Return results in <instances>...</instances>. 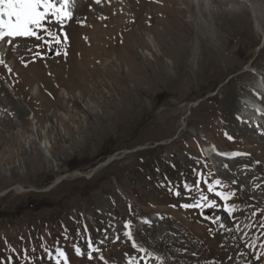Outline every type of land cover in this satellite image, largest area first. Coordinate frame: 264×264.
<instances>
[{"label": "rangeland", "instance_id": "1", "mask_svg": "<svg viewBox=\"0 0 264 264\" xmlns=\"http://www.w3.org/2000/svg\"><path fill=\"white\" fill-rule=\"evenodd\" d=\"M80 1L52 35L0 42V98L3 89L26 109L17 117L0 102V264H54L57 247L67 264H224L216 257L230 233L209 255L216 223L206 217L224 214L219 190L237 191L227 202L237 208L246 199L226 164L250 176V189L241 183L249 213L239 218L255 211L264 223V145L218 115L223 84L250 88L262 77L264 25L252 10L264 17V0H210V12L203 0ZM212 145L247 155L206 156ZM201 194L217 207L180 206ZM236 219L239 238L247 223ZM239 245L251 252L253 241Z\"/></svg>", "mask_w": 264, "mask_h": 264}, {"label": "bare ground", "instance_id": "2", "mask_svg": "<svg viewBox=\"0 0 264 264\" xmlns=\"http://www.w3.org/2000/svg\"><path fill=\"white\" fill-rule=\"evenodd\" d=\"M75 1H79L80 0H74ZM83 1V0H82ZM204 1V5H205V11L210 12V5L208 4L210 2V0H203ZM222 1V0H220ZM233 1V0H232ZM195 3L199 4V0H194ZM243 2H245V0H240L239 4L243 6ZM262 9V8H261ZM252 10V9H251ZM256 15V19L259 21V24L261 27H263L264 25V17L263 15L259 14L256 12V9L252 10ZM263 11V10H262ZM199 12V11H198ZM200 13V12H199ZM210 17L213 19L214 16L218 15V13L216 12H211L210 13ZM201 16V15H200ZM105 19V18H104ZM260 19V20H259ZM107 20V19H106ZM215 20V19H214ZM59 33V31H58ZM218 36V35H217ZM216 36V37H217ZM20 39V38H18ZM264 40V38H263ZM230 43V42H229ZM229 48V47H228ZM232 48V47H231ZM24 50H26V45L23 47ZM227 49V48H226ZM20 50V49H19ZM234 50V49H233ZM0 53H1V49H0ZM3 54V53H2ZM1 54V55H2ZM251 64V63H250ZM258 72V71H257ZM249 74V73H248ZM243 75V74H242ZM238 79V78H237ZM262 80L264 82V75L262 76ZM222 87V100H221V109L218 113V115L221 118V125L223 126H229L231 127L233 130H240L242 129V132L249 137L250 140H253V142L256 143H261L264 145V122H262V124H257L255 126L249 124V121L247 120V118L244 116L243 113H241V108L245 105V102H242L240 100L237 99V94H246V93H251V90L254 89L253 86H251L250 88L248 87H236L235 85V81L234 78L233 80H230L229 82L223 84ZM1 93L3 94L2 97L0 98V102L1 103H5V104H12L14 105V113L16 114L17 117H21L26 111V109H23L19 104H17L16 102H14L12 99H10L8 96H6L3 93V89L1 90ZM259 98L257 97V99H259L261 102L264 103V97L260 96V93L258 94ZM251 96V95H250ZM252 98V97H251ZM219 104V103H218ZM260 106H264V104L259 103ZM3 107H6V105H2ZM218 107V106H217ZM216 108V107H215ZM33 113V111H31ZM247 116H250L252 118V112L250 110L247 111V113L245 114ZM257 115L255 114V117ZM254 117V116H253ZM253 120V118H252ZM8 126V125H7ZM255 134V135H254ZM254 137V138H253ZM261 146V145H260ZM246 151V150H245ZM260 151V150H259ZM206 156L212 157V156H218V158L220 159H227L226 162H229L230 160L234 161V150L232 149H226V150H221L218 148V146L216 145H212V146H208L205 147V151H204ZM259 160H264V158H258ZM241 160V158H236L235 161ZM262 163V162H261ZM227 167L225 168L226 172L228 175H235L237 176V179H239L238 181V185L242 188V191L246 194V199H241L238 201L239 206L242 208L241 211H243L244 214L249 213V208H248V203L252 200V198L250 197V193L249 191H245L244 190V186H241V183L243 184L245 181L248 184V188H249V184H250V176L249 174L245 175V176H240L239 171H232L231 166H228V164H226ZM233 165V164H232ZM259 168H262V166H259ZM236 169V168H235ZM241 169V167L239 168ZM237 170V169H236ZM245 171V169H243ZM263 170H264V166H263ZM242 172V171H241ZM236 179V178H235ZM257 184L258 187L261 190L264 191V183H262L260 181V179L258 178L257 180ZM233 185V184H232ZM235 185V184H234ZM250 189V188H249ZM237 192V191H236ZM261 202L260 200H258L259 203ZM251 207V206H250ZM220 208V207H219ZM196 209V208H195ZM258 209V208H254ZM258 211V210H257ZM218 212H220V210H218ZM255 212V211H253ZM209 213V212H208ZM221 213V212H220ZM205 215V214H204ZM242 215V214H241ZM251 215V214H250ZM222 218V222H224L226 224V228L229 231V241L226 243H232V245L230 246L229 249H227V253H224V250H222V248H220L221 252L219 253V256L216 257L217 261H221L223 260L224 264H256L255 262V255L252 252H248L246 250H244L243 248L240 247L239 245V240L240 243L242 244L243 240L246 241H253L255 240L260 233L263 236L264 239V227L261 224H252L251 226L245 225L244 226V230L242 231V233L244 231H246L248 228H250V230H247V232L244 234L245 238H242L241 234L239 236V238H236L231 232L234 233V225L229 221V219L227 218V216L225 215V213L222 215H219ZM245 216V215H244ZM255 218V217H254ZM240 218L238 217L235 220V224H237V222H240ZM248 226V227H247ZM198 227V226H197ZM260 228V230H259ZM220 229V222L216 223V228H215V237L212 238L211 240V247H213L212 251H209L208 254L209 255H213L215 254V247L219 245L220 243V236L223 233ZM236 232V231H235ZM252 233V234H251ZM227 235V234H226ZM206 236V235H205ZM224 239V238H223ZM226 239V238H225ZM239 239V240H238ZM263 239H260L257 243H261L264 242ZM157 240V238L155 239ZM225 244V245H226ZM221 245V244H220ZM237 248V249H236ZM226 249V248H225ZM156 250V249H155ZM168 252H171L170 249H168ZM142 253V252H141ZM218 253V252H217ZM104 254V253H102ZM108 254V253H107ZM204 254V253H203ZM136 255V254H135ZM134 253H129L127 256V260L128 261H133V257H135ZM165 255V254H164ZM137 256V255H136ZM205 256V255H204ZM243 257V261L242 262H238L236 260V258L238 257ZM111 257V256H110ZM137 258V257H136ZM170 257L166 256V259H169ZM204 258V257H203ZM206 258V257H205ZM116 259V258H115ZM207 259V258H206ZM171 260V259H170ZM138 261V260H137ZM169 261V260H168ZM90 262V261H89ZM195 262V260H194ZM210 261H208L207 263L209 264ZM113 263V262H112ZM111 263V264H112ZM200 262L197 261L196 264H199ZM211 263V262H210ZM89 264V263H88ZM130 264V263H129ZM142 264V263H141ZM259 264V263H258Z\"/></svg>", "mask_w": 264, "mask_h": 264}, {"label": "snow or ice", "instance_id": "3", "mask_svg": "<svg viewBox=\"0 0 264 264\" xmlns=\"http://www.w3.org/2000/svg\"><path fill=\"white\" fill-rule=\"evenodd\" d=\"M99 0H97V3ZM74 0H0V42H4L8 38L7 42L9 44L14 43L16 38H32L40 40L41 36L38 32H50L51 27L59 26L63 28V22L67 19L72 18L71 7ZM47 22V26H46ZM59 43V40H57ZM3 61H0L2 63ZM231 139V137H230ZM236 155H247L246 153H238ZM227 167V165H225ZM233 184L237 183L235 180L232 181ZM197 185L200 184L198 180ZM222 185L220 179H216L212 184L208 185L207 191L213 192L215 186ZM186 191H191V186L185 185ZM175 195L180 196L181 193L177 191ZM215 196L219 197L220 200L225 201L222 211L227 214V218H233V213L237 211V205L235 202L227 203L232 200L233 197L237 196V192H215ZM184 209L191 208H216L217 203L214 199L210 200L203 194L199 198H195L193 203H183L180 205ZM255 215V213H253ZM206 219H212L213 223L220 222V229L223 231L226 228V224L222 222V218L216 215L214 218L206 217ZM125 228H130V222H126ZM131 239V233H126ZM88 247L91 249L92 245L89 242ZM133 248H137L136 243L132 245ZM94 250V249H93ZM143 251V249H138ZM77 255H80V249L76 248ZM61 258L64 264H67V257L65 252L60 249H55V256L49 253V259L54 260V264H61ZM93 257L89 255V259ZM103 259V257H100ZM259 257H257V260ZM107 264V261H105Z\"/></svg>", "mask_w": 264, "mask_h": 264}, {"label": "water", "instance_id": "4", "mask_svg": "<svg viewBox=\"0 0 264 264\" xmlns=\"http://www.w3.org/2000/svg\"><path fill=\"white\" fill-rule=\"evenodd\" d=\"M113 158H114V156H111L108 159H105L103 162L99 163L98 165L94 166L93 169L90 171V173L92 174L94 171H96V169L98 167H101V166H104V165L108 164ZM75 175H84L85 176L86 174L83 173V172H76L74 174H71L70 176L72 177V176H75ZM62 178L63 177H61V179Z\"/></svg>", "mask_w": 264, "mask_h": 264}]
</instances>
